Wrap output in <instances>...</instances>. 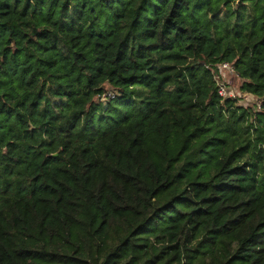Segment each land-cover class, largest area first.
I'll return each mask as SVG.
<instances>
[{
  "label": "trees",
  "instance_id": "16d2710c",
  "mask_svg": "<svg viewBox=\"0 0 264 264\" xmlns=\"http://www.w3.org/2000/svg\"><path fill=\"white\" fill-rule=\"evenodd\" d=\"M0 264H264V0H0Z\"/></svg>",
  "mask_w": 264,
  "mask_h": 264
},
{
  "label": "built area",
  "instance_id": "2783aa9c",
  "mask_svg": "<svg viewBox=\"0 0 264 264\" xmlns=\"http://www.w3.org/2000/svg\"><path fill=\"white\" fill-rule=\"evenodd\" d=\"M205 67L210 71L216 86V93L222 99V101L235 99L238 101L237 103L241 104V101L239 100H249L252 101L257 110L260 109V101L257 100L252 94L242 90H234L233 86L231 87L228 84L230 78L238 76L234 70V66L231 63L222 61L212 65L208 64ZM115 97L116 95L114 92L107 90L99 95V100L104 102L109 99H114Z\"/></svg>",
  "mask_w": 264,
  "mask_h": 264
},
{
  "label": "rangeland",
  "instance_id": "374dc122",
  "mask_svg": "<svg viewBox=\"0 0 264 264\" xmlns=\"http://www.w3.org/2000/svg\"><path fill=\"white\" fill-rule=\"evenodd\" d=\"M240 83H241V80H240V78H238V76L237 77H232V78H230L229 79V85L232 87L233 86V88H234V90H240ZM138 93H139V96L138 97H135V101H138V100H140V99H142L146 94L144 93V92H140V91H138ZM116 94V93H115ZM51 99V101L54 103V98H50ZM100 101V100H99ZM239 101H241V104H243V105H253V103H252V101H249V100H239ZM101 102H103V101H101ZM105 102V101H104ZM103 102V103H104ZM105 103H107V102H105Z\"/></svg>",
  "mask_w": 264,
  "mask_h": 264
},
{
  "label": "water",
  "instance_id": "95a60500",
  "mask_svg": "<svg viewBox=\"0 0 264 264\" xmlns=\"http://www.w3.org/2000/svg\"><path fill=\"white\" fill-rule=\"evenodd\" d=\"M54 155H56V154H54Z\"/></svg>",
  "mask_w": 264,
  "mask_h": 264
}]
</instances>
